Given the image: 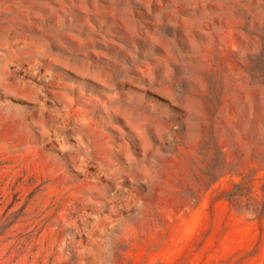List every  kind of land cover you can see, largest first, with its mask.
Listing matches in <instances>:
<instances>
[{
    "label": "rangeland",
    "instance_id": "rangeland-1",
    "mask_svg": "<svg viewBox=\"0 0 264 264\" xmlns=\"http://www.w3.org/2000/svg\"><path fill=\"white\" fill-rule=\"evenodd\" d=\"M0 264H264V0H0Z\"/></svg>",
    "mask_w": 264,
    "mask_h": 264
}]
</instances>
